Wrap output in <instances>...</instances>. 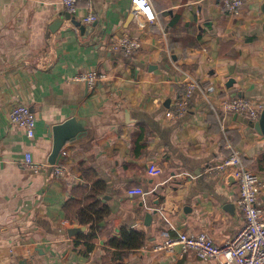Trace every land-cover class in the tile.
Here are the masks:
<instances>
[{
	"label": "crops",
	"instance_id": "0c3cea01",
	"mask_svg": "<svg viewBox=\"0 0 264 264\" xmlns=\"http://www.w3.org/2000/svg\"><path fill=\"white\" fill-rule=\"evenodd\" d=\"M262 1L244 0L232 17L216 0H150L156 20L128 22L132 0H81L72 16L84 31L63 21L51 32L66 12L62 0H0V264H212L155 248L201 232L220 246L241 228L237 184L228 170L207 172L228 153L222 123L263 182L264 217V138L248 118L219 108L223 96L263 99ZM124 35L141 42L132 57L112 48ZM92 71L105 76L93 90L73 80ZM189 82L200 88L175 116ZM15 104L34 114L33 138L9 125ZM71 118L81 131L56 159L63 175L28 169L25 153L48 164L50 130ZM151 164L158 174L148 173ZM130 188L144 195L130 197ZM90 190L106 215L85 241L89 228L68 204ZM74 227L84 231L70 236ZM122 230L142 233L144 245L118 255L109 241ZM22 246L33 254L6 256Z\"/></svg>",
	"mask_w": 264,
	"mask_h": 264
},
{
	"label": "built area",
	"instance_id": "2783aa9c",
	"mask_svg": "<svg viewBox=\"0 0 264 264\" xmlns=\"http://www.w3.org/2000/svg\"><path fill=\"white\" fill-rule=\"evenodd\" d=\"M81 0H62L64 10L70 15L77 11L78 2ZM221 8L230 16H239L244 0H216ZM131 11L136 20L154 21L156 13L150 0H132ZM96 20L92 12H88L83 18L84 23L91 24ZM113 50L120 51L127 57H132L141 49V42L128 36H121L112 42ZM105 79V76L97 71L77 75L74 81L83 82L88 90H93L96 85ZM200 86L196 82H189L181 87L179 98L173 105L175 116H181L189 107L190 100L196 89ZM264 107V100H252L242 95L223 96L219 102L221 112L226 115L246 117L251 124L258 121ZM214 113L218 112L214 109ZM9 125L21 130L27 138H33L36 130V119L30 109L22 104H15L10 108L8 115ZM221 131L226 140L227 155L214 170L208 169V173L228 170L231 178L238 187L237 204L240 209L243 224L236 234L223 245H216L211 236L206 232L197 234H180L174 239L168 240L163 246L155 250L178 247L181 255L191 251L200 260H207L212 264H264V217L261 207L260 193L263 182L258 174L246 168L240 151L231 144L227 137L224 123ZM24 164L31 171L38 172L49 169L54 176H61L64 168L57 164H40L33 161L30 153H25ZM151 175L159 173L158 168L151 164L147 169ZM126 194L130 197L144 195L141 188L127 189ZM32 246L12 247L7 251L9 257H28L33 254Z\"/></svg>",
	"mask_w": 264,
	"mask_h": 264
},
{
	"label": "trees",
	"instance_id": "16d2710c",
	"mask_svg": "<svg viewBox=\"0 0 264 264\" xmlns=\"http://www.w3.org/2000/svg\"><path fill=\"white\" fill-rule=\"evenodd\" d=\"M94 196H96L95 192L90 190L89 194L83 197L81 203L70 201L68 204V207H74V203H76L75 208H72V215L75 214L80 224L89 228L86 234L80 236V239L85 241H92L96 237L106 215L104 208L100 207L99 200ZM66 210L69 211L68 208ZM109 245L118 251V255H122L125 252L141 248L144 245V235L140 232L122 230L119 236L109 241ZM87 248L90 250L91 246H87Z\"/></svg>",
	"mask_w": 264,
	"mask_h": 264
},
{
	"label": "water",
	"instance_id": "95a60500",
	"mask_svg": "<svg viewBox=\"0 0 264 264\" xmlns=\"http://www.w3.org/2000/svg\"><path fill=\"white\" fill-rule=\"evenodd\" d=\"M260 13L263 16V23L261 26L262 32L264 34V0L261 2L259 6ZM133 18V13L130 14L128 18V22L131 21ZM63 21H69L74 26L80 29V32L84 31V27L80 26V23L75 20V17L70 15L69 13L65 12L59 20L55 21L52 26H50L51 32H55L58 29ZM263 100H264V77H263ZM254 130L256 133L264 138V107L260 113V117L257 122L253 124ZM51 136L53 138V148L52 152L48 158V164H55L56 159L63 148V146L70 141H73L77 134L81 131L77 121L74 118L66 120L60 125L53 126L51 128ZM148 216V214H147ZM84 231L83 228L74 227L68 230L70 236H74L77 233ZM20 264H27L26 261H20Z\"/></svg>",
	"mask_w": 264,
	"mask_h": 264
},
{
	"label": "rangeland",
	"instance_id": "374dc122",
	"mask_svg": "<svg viewBox=\"0 0 264 264\" xmlns=\"http://www.w3.org/2000/svg\"><path fill=\"white\" fill-rule=\"evenodd\" d=\"M248 98V97H247ZM250 99H252V100H255V98H250ZM263 100V99H262Z\"/></svg>",
	"mask_w": 264,
	"mask_h": 264
}]
</instances>
